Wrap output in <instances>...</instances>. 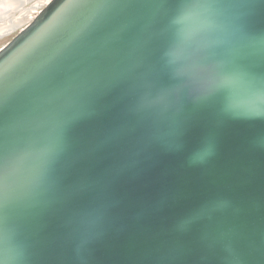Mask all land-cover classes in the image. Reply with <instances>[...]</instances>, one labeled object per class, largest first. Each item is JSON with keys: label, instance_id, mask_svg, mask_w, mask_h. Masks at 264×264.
<instances>
[{"label": "water", "instance_id": "95a60500", "mask_svg": "<svg viewBox=\"0 0 264 264\" xmlns=\"http://www.w3.org/2000/svg\"><path fill=\"white\" fill-rule=\"evenodd\" d=\"M207 3L174 0L162 10L160 0H85L79 7L70 0H52L0 50V163L9 202L5 230L24 252L18 262L12 259L11 243L0 246L3 264H130L118 241L135 234L145 221L143 210L165 191L176 203L158 222L145 221L159 229L215 201L227 205L218 210L217 220H226L237 202L250 201L259 221L264 197V117L259 116L222 124L205 117L186 137L183 151L157 154L145 178L120 187L123 203L111 231L93 243L83 261L80 241L65 233L62 216L39 210L52 197V179L65 163L52 155L60 119L72 121L76 144L95 135V123L80 114L92 104L118 111L128 90L147 74V46L154 48L163 31L186 38L178 49L177 71L193 60L220 76L233 71L232 51L239 42L231 24L248 11L246 0L212 8ZM249 9L256 14L251 29L255 39L245 51L255 65L264 66L259 24L264 0ZM217 103V113L224 105L264 113V80L252 88L234 83L220 91ZM213 132V150L199 158ZM162 173L170 178L167 184L155 179Z\"/></svg>", "mask_w": 264, "mask_h": 264}, {"label": "snow or ice", "instance_id": "6c2138e0", "mask_svg": "<svg viewBox=\"0 0 264 264\" xmlns=\"http://www.w3.org/2000/svg\"><path fill=\"white\" fill-rule=\"evenodd\" d=\"M70 2L79 7L85 0ZM173 2L160 0V7L164 10ZM222 2L234 6L232 0H208L204 6L212 8ZM255 2L246 0L248 11L232 21L231 32L239 43L232 51L230 74L220 76L196 60L177 71L178 49L186 38H177L166 29L154 48L147 46V74L138 86L128 90L118 111L92 104L80 114L95 123V135L76 144L71 136L72 121L60 119L57 149L52 155L62 157L65 163L52 179V197L39 210L44 215L62 216L65 233L80 241L82 261L93 243L105 239L111 231L123 203L120 187L126 181L145 178L157 154L183 151L186 137L205 117H213L219 124L228 119L264 117L261 112H240L227 105L217 113V96L222 89L234 83L252 88L264 80V66L255 65L244 47L255 39L251 29L256 14L249 9ZM259 16L264 37V9ZM3 108L0 102V116ZM209 141L199 158L213 150L214 132ZM155 179L167 184L170 178L162 173ZM5 187L4 165L0 163V246L11 243L12 259L19 262L24 252L5 230L9 206ZM175 203L169 192H162L143 210L145 221L158 222L157 218ZM226 206L223 201H215L184 212L163 229L142 221L134 235L118 241L121 251L131 257L130 264H264V197L258 222L254 220L255 204L250 201L237 202L226 220H217L218 210Z\"/></svg>", "mask_w": 264, "mask_h": 264}, {"label": "bare ground", "instance_id": "6f19581e", "mask_svg": "<svg viewBox=\"0 0 264 264\" xmlns=\"http://www.w3.org/2000/svg\"><path fill=\"white\" fill-rule=\"evenodd\" d=\"M29 1L31 0H0V38L25 21L21 18L34 15L28 9H23ZM19 11L21 13L19 16H16L14 12ZM19 19L21 20L19 21Z\"/></svg>", "mask_w": 264, "mask_h": 264}, {"label": "rangeland", "instance_id": "374dc122", "mask_svg": "<svg viewBox=\"0 0 264 264\" xmlns=\"http://www.w3.org/2000/svg\"><path fill=\"white\" fill-rule=\"evenodd\" d=\"M52 1V0H51ZM48 4V0H31L29 1L26 6L23 8L24 10L28 9L29 12L34 13L31 17L25 16L21 19L25 20L24 22L20 23L15 29L10 31L8 34L0 38V50L3 49L7 44H9L13 38H15L18 33L24 29L27 25L32 23L35 17L45 9L46 5ZM34 11V12H33ZM16 16H19L21 11L14 12ZM19 19V21L21 20Z\"/></svg>", "mask_w": 264, "mask_h": 264}]
</instances>
